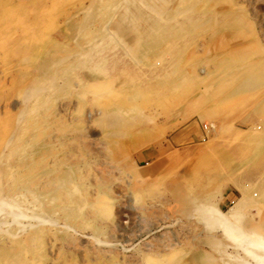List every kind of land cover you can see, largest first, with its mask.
Returning a JSON list of instances; mask_svg holds the SVG:
<instances>
[{
  "label": "rangeland",
  "instance_id": "1",
  "mask_svg": "<svg viewBox=\"0 0 264 264\" xmlns=\"http://www.w3.org/2000/svg\"><path fill=\"white\" fill-rule=\"evenodd\" d=\"M0 185V264H264V0H0Z\"/></svg>",
  "mask_w": 264,
  "mask_h": 264
},
{
  "label": "bare ground",
  "instance_id": "2",
  "mask_svg": "<svg viewBox=\"0 0 264 264\" xmlns=\"http://www.w3.org/2000/svg\"><path fill=\"white\" fill-rule=\"evenodd\" d=\"M34 95V94H33ZM33 97V96H32ZM29 99V98H28ZM30 100V99H29ZM27 106V105H26ZM34 107H36V106H34ZM22 113V112H21ZM46 121V120H45ZM46 122H48V121H46ZM20 132V131H19ZM16 147V146H15ZM4 150V149H3ZM22 157V156H21ZM0 187H1V185H0ZM54 192V191H53ZM0 195H2V197L0 198V209H1V207H3V206H5V205H7V204H12L13 203V201H14V198H16V197H14L13 196V193H12V191H10V190H8L7 188L4 190V191H2L1 192V190H0ZM19 196V195H18ZM22 197H24L23 199H26V200H28V201H32L31 199H28L27 198V195L26 194H24V195H21ZM5 198V199H4ZM17 199V198H16ZM50 200V199H49ZM18 206H20V205H16V206H14V205H11V209H17L18 208ZM11 215H13L12 214V212H11ZM13 224H15V223H13ZM10 225V222H9V217L7 216V215H5V214H1L0 213V243H3V242H5V241H9V240H11L12 238H13V235L11 234V233H8L5 229H6V226H9ZM16 225H18L19 226V224H17L16 223ZM17 226V227H18ZM20 228V227H19ZM248 237V236H247ZM246 236H244L243 238L245 239V240H248V238H247ZM249 241H251V243L249 244V245H257L256 243H254V241H252V240H250L249 239ZM13 245V244H12ZM259 246V245H258ZM260 247V246H259ZM30 257H31V255H30ZM40 259V258H39ZM45 259H43L42 261H44ZM56 261V260H55ZM38 262V261H37ZM43 264V263H42ZM53 264V263H52Z\"/></svg>",
  "mask_w": 264,
  "mask_h": 264
},
{
  "label": "built area",
  "instance_id": "3",
  "mask_svg": "<svg viewBox=\"0 0 264 264\" xmlns=\"http://www.w3.org/2000/svg\"><path fill=\"white\" fill-rule=\"evenodd\" d=\"M203 127H204V128H206V126H205V125H203Z\"/></svg>",
  "mask_w": 264,
  "mask_h": 264
}]
</instances>
